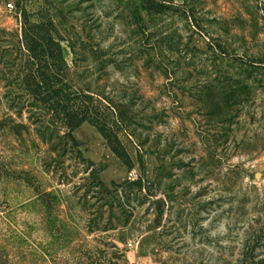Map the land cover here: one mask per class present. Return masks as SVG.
Wrapping results in <instances>:
<instances>
[{
	"label": "rangeland",
	"instance_id": "374dc122",
	"mask_svg": "<svg viewBox=\"0 0 264 264\" xmlns=\"http://www.w3.org/2000/svg\"><path fill=\"white\" fill-rule=\"evenodd\" d=\"M30 34L132 166L88 121L43 138ZM0 264H264V0H0Z\"/></svg>",
	"mask_w": 264,
	"mask_h": 264
},
{
	"label": "trees",
	"instance_id": "16d2710c",
	"mask_svg": "<svg viewBox=\"0 0 264 264\" xmlns=\"http://www.w3.org/2000/svg\"><path fill=\"white\" fill-rule=\"evenodd\" d=\"M24 41L29 59L24 67L26 74L23 86L29 95V103L37 108L40 119L48 115L50 125L57 127V122L61 121L66 128L64 134L54 136L53 129L48 139L45 134L43 138L57 140L56 144H52L53 148L62 143L65 146L70 143L71 150H74L78 143L73 131L88 121L98 127L112 151L128 166H132L133 159L118 136L108 112L110 110L119 114L118 105L105 103V97L98 98L89 88L76 86L66 78L58 42L37 34L26 35ZM141 166L145 171L144 161H141ZM142 181V178L133 182L126 181L122 186L129 187H124L123 192L130 190L132 185L142 186Z\"/></svg>",
	"mask_w": 264,
	"mask_h": 264
}]
</instances>
